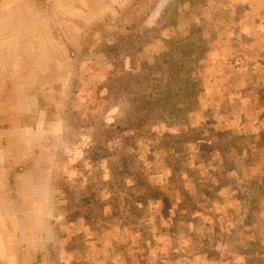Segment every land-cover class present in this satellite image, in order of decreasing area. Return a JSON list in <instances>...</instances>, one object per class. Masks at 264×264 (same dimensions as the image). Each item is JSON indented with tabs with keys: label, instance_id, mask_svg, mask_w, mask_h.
<instances>
[{
	"label": "rangeland",
	"instance_id": "rangeland-1",
	"mask_svg": "<svg viewBox=\"0 0 264 264\" xmlns=\"http://www.w3.org/2000/svg\"><path fill=\"white\" fill-rule=\"evenodd\" d=\"M258 13L264 0H0V264H232L234 250L263 251L264 183L250 179L264 150L215 145L193 164L214 135L197 120L210 109L203 68L217 53L235 68ZM187 39L190 57L167 55ZM171 55L188 68L171 71ZM191 83L183 119L167 120L159 92ZM223 204L232 228L216 223Z\"/></svg>",
	"mask_w": 264,
	"mask_h": 264
},
{
	"label": "crops",
	"instance_id": "crops-1",
	"mask_svg": "<svg viewBox=\"0 0 264 264\" xmlns=\"http://www.w3.org/2000/svg\"><path fill=\"white\" fill-rule=\"evenodd\" d=\"M256 16L259 18L262 16L258 24L254 22L259 29L253 36L248 38L249 41H245L244 44H242L243 52L240 53L243 57L241 58L242 65L233 63L235 65V68H233L230 65L232 64L231 62H224L222 55L219 56L220 53H217L212 57V61L203 68L205 72V77L203 78L205 88H203L204 91L200 95V106L203 109L204 105H206L205 107H210V109L206 111L204 115L201 114L197 120L205 118V125L212 127L211 131L214 135H208L205 139L210 141L208 145L209 148L198 147L195 149L194 152L196 157L194 158L196 160L193 161L194 165H201V158L199 155L203 150L207 153H210L209 149L214 153L217 152L219 148L215 145H224L223 151L227 154H232L235 151L236 153H241L242 156H244V147L247 148V146L256 156L264 150V13H258ZM254 21L256 20L254 19ZM233 69L237 72V75L232 74ZM238 74L240 75L239 77ZM197 120L194 117V122ZM213 140H218V142H212ZM204 144L206 145V143ZM207 159L210 163L214 161L213 158ZM243 160L246 163V160ZM221 163L225 165V162L222 160ZM251 164L254 168L252 181L256 182V180H258L264 183V175H260L259 172L256 171L257 163L253 164L252 161ZM224 174V176H226L225 178L230 177L227 172H224ZM242 174H237L235 176L236 182H245V174L243 172ZM215 176L216 174L213 178H215ZM220 181L217 182L220 183ZM218 194L226 201L229 197L235 198L233 194H230V189L227 185H221ZM223 205L226 206L229 205V203ZM225 210L226 218L223 221L224 224H226L228 228H232L234 224H239L238 222L232 221L230 217L232 209ZM242 212H244V209ZM196 213L202 214V211L199 210ZM240 224L242 228L246 225L243 222ZM257 230L258 234H260L258 237L260 241H257L258 243L262 242V237H264V224ZM224 246L225 244H223V247ZM234 251L238 257L230 260L232 264H264V250L260 251L258 254L251 255L253 259L246 257L245 251L240 252L238 249ZM241 255H243L244 258L242 263L241 259H239ZM208 260L211 263L209 257ZM223 262L224 264L229 263L228 260L225 259Z\"/></svg>",
	"mask_w": 264,
	"mask_h": 264
},
{
	"label": "trees",
	"instance_id": "trees-1",
	"mask_svg": "<svg viewBox=\"0 0 264 264\" xmlns=\"http://www.w3.org/2000/svg\"><path fill=\"white\" fill-rule=\"evenodd\" d=\"M188 42V44H187ZM191 41L190 39H187L183 45H179L177 44V42H175L174 40L170 43L171 47L170 49L167 50V55L169 56V54L172 51H177L179 54V59L182 58H186L185 56H189V52L186 53L185 51V45H190ZM194 52V51H191ZM190 57V56H189ZM197 58H198V54L194 52V62L197 63ZM177 61V62H176ZM167 62L169 63H173L174 68L170 69L171 71H173V69H183V68H188V64H185L183 60H177L173 55H171L168 59ZM180 64H182L180 66ZM198 65V63L196 64ZM197 67V66H196ZM192 76V75H191ZM198 80V79H197ZM193 83H191L188 86V90H184V91H178L175 90L174 88H164L162 91L159 92V96H158V102H157V106H159L160 108V112L162 116H165L168 120V118L172 117L173 119L177 120V121H181L183 119V116L186 114V107H189L193 101V99L196 97L197 95V91H190L189 88L193 87L192 85ZM193 98V99H192ZM166 121V120H163ZM187 129H189V127H187ZM190 131V130H189ZM248 178H245V181H247ZM252 181V178L250 179ZM226 209H230V208H226ZM200 210V209H199ZM197 210V212L199 211ZM243 207L242 209H240L239 213H242ZM235 214V212H231L230 213V217L231 215ZM226 218V210H225V216L224 218L221 219V223L219 221V219L216 220V223H218V227L220 228V226H227L226 224H224V219ZM233 217H231L232 219ZM244 218V217H243ZM225 228H221V231H224ZM253 259V258H250Z\"/></svg>",
	"mask_w": 264,
	"mask_h": 264
},
{
	"label": "built area",
	"instance_id": "built-area-1",
	"mask_svg": "<svg viewBox=\"0 0 264 264\" xmlns=\"http://www.w3.org/2000/svg\"><path fill=\"white\" fill-rule=\"evenodd\" d=\"M236 64H240L242 65V61L240 58H236L235 61H234Z\"/></svg>",
	"mask_w": 264,
	"mask_h": 264
}]
</instances>
